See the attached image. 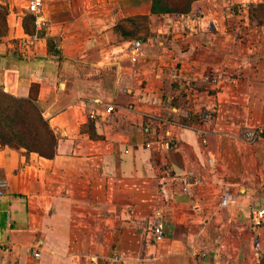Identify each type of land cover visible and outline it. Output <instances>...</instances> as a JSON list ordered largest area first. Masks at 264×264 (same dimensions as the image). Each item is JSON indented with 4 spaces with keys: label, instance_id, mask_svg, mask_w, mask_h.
Returning a JSON list of instances; mask_svg holds the SVG:
<instances>
[{
    "label": "crops",
    "instance_id": "1",
    "mask_svg": "<svg viewBox=\"0 0 264 264\" xmlns=\"http://www.w3.org/2000/svg\"><path fill=\"white\" fill-rule=\"evenodd\" d=\"M157 1L43 0L23 51L30 0H0V90L57 137L0 142V264H264V0Z\"/></svg>",
    "mask_w": 264,
    "mask_h": 264
},
{
    "label": "trees",
    "instance_id": "2",
    "mask_svg": "<svg viewBox=\"0 0 264 264\" xmlns=\"http://www.w3.org/2000/svg\"><path fill=\"white\" fill-rule=\"evenodd\" d=\"M153 10L164 12L170 9L155 0ZM6 14V11H0V36L7 31ZM31 22H34L33 17ZM24 26L30 32L27 23ZM116 30L124 38L144 41L148 35V18H127L116 26ZM0 142L50 158L54 156L57 137L35 99L17 98L0 90Z\"/></svg>",
    "mask_w": 264,
    "mask_h": 264
},
{
    "label": "built area",
    "instance_id": "3",
    "mask_svg": "<svg viewBox=\"0 0 264 264\" xmlns=\"http://www.w3.org/2000/svg\"><path fill=\"white\" fill-rule=\"evenodd\" d=\"M43 0H30L28 10L31 14L35 15V25L37 33L27 36L19 42V48L23 51H26L34 46V44L39 40V33L44 30L45 22L40 19V14L43 8ZM113 107H109V110H112ZM245 137L249 140H253L254 136L250 132L245 133ZM5 188L4 183H0V195L3 194V190ZM251 223L254 229H262L264 228V204L251 207ZM153 234L155 241H160L164 237V230L162 226L158 225L153 228ZM36 257L39 256L38 253H34ZM121 261V257L119 255H113L108 259V264H117Z\"/></svg>",
    "mask_w": 264,
    "mask_h": 264
},
{
    "label": "rangeland",
    "instance_id": "4",
    "mask_svg": "<svg viewBox=\"0 0 264 264\" xmlns=\"http://www.w3.org/2000/svg\"><path fill=\"white\" fill-rule=\"evenodd\" d=\"M159 1H161V2H167V3H174V4H172V6H171V8H173V9H176V10H180V9H182L184 6H185V3H187L189 0H159ZM178 1H181V2H184V3H182V4H180V5H178L177 4V2ZM165 7H169V6H165Z\"/></svg>",
    "mask_w": 264,
    "mask_h": 264
}]
</instances>
